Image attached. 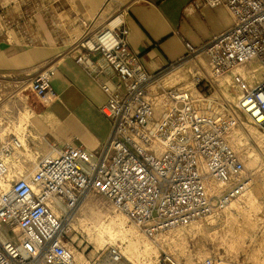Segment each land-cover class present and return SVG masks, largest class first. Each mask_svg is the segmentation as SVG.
Masks as SVG:
<instances>
[{
	"label": "built area",
	"instance_id": "1",
	"mask_svg": "<svg viewBox=\"0 0 264 264\" xmlns=\"http://www.w3.org/2000/svg\"><path fill=\"white\" fill-rule=\"evenodd\" d=\"M196 5H224L233 24L200 46L185 40L180 63L205 53L206 77L193 85L220 83L243 65L258 60L264 67V0H196ZM127 6H105L93 17H78L66 54L84 68L107 94L101 111L111 123L98 152L68 142L40 155L20 173L11 159L24 148L16 134L0 136V264H78L68 230L83 198L98 192L109 198L149 237L208 217L220 218L232 202L254 185L230 137L243 115L264 130V79L255 84L233 73L239 91L234 106L215 110L214 99L187 86L163 87L157 101L151 86L164 69L150 72L128 40ZM103 13H105L103 15ZM178 62L169 66H175ZM168 68V67H166ZM54 65L38 71L29 88L48 105L58 99ZM198 91V88H196ZM217 102V101H216ZM213 180L226 187L215 193ZM119 246L108 247L117 263ZM165 264H178L169 254ZM201 264H250L208 256Z\"/></svg>",
	"mask_w": 264,
	"mask_h": 264
},
{
	"label": "rangeland",
	"instance_id": "2",
	"mask_svg": "<svg viewBox=\"0 0 264 264\" xmlns=\"http://www.w3.org/2000/svg\"><path fill=\"white\" fill-rule=\"evenodd\" d=\"M260 65L261 63L255 60L254 64L248 63L241 68L250 71L255 66L261 68ZM180 66L183 69L180 75L169 76ZM261 69V75L247 77L250 83L255 84L264 78V67ZM209 72L210 63L204 54L178 62L175 66L165 68L158 79L153 81L151 95L158 101L163 87L189 86L196 95H201V92L209 95L214 99L215 110L218 108L225 112L224 107L234 106V97L239 93L233 85V73L223 77L220 83H207L203 87L193 85L196 75L206 77ZM241 117L246 121V126L254 130V134L238 126L237 136L234 138L236 126L230 141L239 153L243 152L245 157L242 155V159L247 168L254 172V185L250 190L258 188L261 191L256 199L245 194L240 197V201L234 200L239 206H230L220 218H204L149 237L105 195L98 192L88 193L81 201L76 218L68 230L69 245L75 251L74 254H77L76 257L74 255L77 263L111 264L108 260V247L117 245L122 258L112 264H165V254L174 256L178 264H201L203 259L212 255L244 260L250 264H264V130L245 116ZM49 120L47 106L31 91L27 79L16 72L0 70V129L3 128L1 133L19 135L24 140V148L40 151L39 157L50 149L44 139L48 133ZM23 154V151L19 150V158L16 156L11 159L12 167L20 173L33 167ZM111 216H121L124 220L114 224L115 232L118 231L116 236L112 238L107 235V239L101 243L97 240V226L107 224ZM211 218L215 221L211 222ZM195 224H200L202 229H197ZM0 229L12 234L1 221ZM179 229L183 231L182 235L177 234ZM134 242H137L138 246L130 250L129 245Z\"/></svg>",
	"mask_w": 264,
	"mask_h": 264
},
{
	"label": "crops",
	"instance_id": "3",
	"mask_svg": "<svg viewBox=\"0 0 264 264\" xmlns=\"http://www.w3.org/2000/svg\"><path fill=\"white\" fill-rule=\"evenodd\" d=\"M195 1L0 0V70L16 72L29 84L38 71L56 67L52 83L59 97L46 105L50 118L46 145L72 142L96 153L111 132V123L101 111L107 94L66 54L69 35L79 28V16L93 17L104 6L105 13L127 6L130 45L146 68L156 73L180 62L186 53L185 40L200 46L232 26L227 7L198 6Z\"/></svg>",
	"mask_w": 264,
	"mask_h": 264
},
{
	"label": "bare ground",
	"instance_id": "4",
	"mask_svg": "<svg viewBox=\"0 0 264 264\" xmlns=\"http://www.w3.org/2000/svg\"><path fill=\"white\" fill-rule=\"evenodd\" d=\"M255 63V61H252V62H250V65L251 64H254ZM261 66V65H260ZM261 68H262V66H261ZM259 66H255V67H252L251 68V70H250V72L249 71H247V69H245V68H241V67H239V68H237V69H235L234 71H233V73H235V72H241L243 75H245L246 77H249L250 75H252V76H258V75H261L262 74V69H261ZM180 69H182V66H180V67H177L176 68V70L172 73L171 72V74L172 75H175V74H177L178 73V71L180 70ZM171 75V76H172ZM264 79V78H263ZM262 80V79H261ZM239 94L240 93H238L235 97H234V101L236 102L237 101V99H238V97H239ZM216 111H218L219 113H224V112H222V111H220L218 108L216 109ZM226 111V110H225ZM24 115L25 116H28V114L27 113H24ZM238 126L240 127V128H242V129H244V130H246V131H249V133H253L254 134V130H252V128H250V127H248V126H246V121H244L243 119H242V117H240L239 118V121H238V124H237V127L235 128V131H234V138L237 136V128H238ZM264 135V134H263ZM47 142H48V140H46ZM258 142V141H257ZM259 146L260 147H262V145L261 144H259ZM240 148V147H239ZM21 151H23V155H25L26 157L25 158H28V160H30V162H31V164H34L36 161H37V158H38V155H39V152L40 151H35L34 149H27V148H22V149H20ZM240 151H241V149H240ZM27 152L28 153H30L29 155L27 154ZM34 152V153H33ZM18 153V154H17ZM17 153H15L14 155H13V157H16L17 156V158H19V151L17 152ZM240 154H241V156L243 155V152L241 151L240 152ZM244 156V155H243ZM245 157V156H244ZM15 171H18V170H15ZM213 183H214V185H213V189H214V192L215 193H220L225 187H226V184L223 182V181H215V180H213ZM261 191L260 190H258V188H256L255 190H250L249 192H247L246 193V195L249 197V198H253V199H256L257 198V196H258V194L260 193ZM88 199V198H87ZM87 199L84 201V203L87 201ZM238 201H240V198H238L237 199ZM231 206H234V207H237V206H239L238 204H237V202L236 201H233L232 202V204H231ZM78 211H79V208H78V210H77V212H76V214L74 215V218L72 219V221H71V224H73V220L76 218V215H77V213H78ZM122 220H124V218H122L121 216H118V217H114V216H111L110 217V220H109V222L107 223V224H105V223H103V224H101V225H99V226H97V228L99 229V232L97 233V240L99 241V242H103V241H105L106 239H107V235L108 236H110V237H115L116 236V234L118 233V231L117 232H115V227H114V224L116 223V222H121ZM211 222H214L215 221V219L214 218H211V220H210ZM82 222V221H81ZM199 222V221H198ZM208 222V221H207ZM195 227L197 228V229H202V227L200 226V224H195ZM178 229V228H177ZM192 229V228H191ZM197 231V230H196ZM177 232V234H179V235H182V233H183V231L182 230H177L176 231ZM190 232V231H189ZM201 232V231H200ZM180 237V236H179ZM138 246V244H137V242H134V243H130V245H129V249L130 250H132V249H134V248H136ZM72 250V252H73V254L75 253V251L73 250V249H71ZM75 255V257L77 256V254H74ZM79 258H80V260H81V258H82V255H80L79 256ZM79 260V262H82V261H80ZM111 264L113 263V262H110ZM78 264H83V263H78Z\"/></svg>",
	"mask_w": 264,
	"mask_h": 264
}]
</instances>
